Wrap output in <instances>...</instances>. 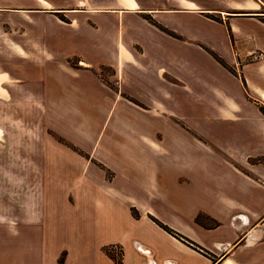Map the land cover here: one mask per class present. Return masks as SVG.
<instances>
[{"label": "crops", "instance_id": "crops-1", "mask_svg": "<svg viewBox=\"0 0 264 264\" xmlns=\"http://www.w3.org/2000/svg\"><path fill=\"white\" fill-rule=\"evenodd\" d=\"M219 1L0 0V264H264V0Z\"/></svg>", "mask_w": 264, "mask_h": 264}, {"label": "rangeland", "instance_id": "rangeland-1", "mask_svg": "<svg viewBox=\"0 0 264 264\" xmlns=\"http://www.w3.org/2000/svg\"><path fill=\"white\" fill-rule=\"evenodd\" d=\"M216 2H217V5L220 6V1L216 0ZM228 12H250V11L249 10L248 11L228 10ZM60 17H61L60 18L61 20L66 19L63 16H60ZM12 25L14 27L17 25V17H15V16L14 17H12V16H10V17L9 16H7V17L0 16V28L8 29ZM72 62H74V60H72ZM102 73H103V77H105L107 75L106 70H103ZM4 108H6L5 105H4ZM5 113L8 116L9 113L7 114V111ZM0 119H1V117H0ZM2 121H3L6 129L9 130V132H5L4 137H2V132L0 131V138L5 140V141L8 139L12 141L10 146H9L8 153H9V155L13 154L16 156L17 146L20 145V143H22L26 140H29V141L33 140V133L31 131H29L33 128L32 124H26L25 127H26L27 131L25 132V130H24V132H23V129L25 127L23 128L22 126H20V124L14 122V121L13 122L12 121L7 122L6 118ZM0 125H2L1 122H0ZM53 136L58 141H62V142L65 141L62 137H59L56 134H53ZM5 147H6V144H5ZM0 153H1V147H0ZM18 168H19V172L25 173L23 176V179L22 178L18 179V176L16 175V171ZM8 169H9V172H8V181H6L7 184H3V187H2V182L0 180V188L2 187L3 189H5V192L4 191L0 192V198L2 199V197H3V199H5L8 196L9 199L7 201L12 200L11 202L15 205L18 192H21V194H22V192H24V193L25 192H31V191H29V189L33 188V183H32L31 177L30 178L28 177V175H30L32 173V165H28V164L24 165V166L9 165ZM21 170H23V171H21ZM28 172L30 174H28ZM106 175L108 176V175H110V173L109 174L106 173ZM1 176L2 175L0 173V178L5 180V176L4 175L2 177ZM28 178L30 179V181L28 180ZM12 197H13V199L10 200V198H12ZM12 214L13 213H12L11 209H9V208L4 209V215H3L4 219H14L12 217ZM137 214H138V212H137ZM109 249L112 252H115L116 254H118V257L120 256L121 250L118 246L109 247Z\"/></svg>", "mask_w": 264, "mask_h": 264}, {"label": "trees", "instance_id": "trees-1", "mask_svg": "<svg viewBox=\"0 0 264 264\" xmlns=\"http://www.w3.org/2000/svg\"><path fill=\"white\" fill-rule=\"evenodd\" d=\"M234 13H239V12H234ZM64 20V19H62ZM216 57V56H215ZM217 58V57H216ZM218 60H220L219 58H217ZM262 111L264 112V108H262ZM132 214L134 217H138V214L136 212V210L132 209ZM153 220L160 226L162 227L164 230H166L168 233L177 236L176 232L173 231L172 229H170L169 227H167L166 225H163L162 223H160L159 221L155 220L153 218ZM196 221H199V217L196 219ZM121 250V249H120ZM105 253L116 263V264H122V252L120 251V256L118 257V254H116L115 252H112L109 248H105L104 249ZM63 261V256H61L58 260V264H62Z\"/></svg>", "mask_w": 264, "mask_h": 264}, {"label": "built area", "instance_id": "built-area-1", "mask_svg": "<svg viewBox=\"0 0 264 264\" xmlns=\"http://www.w3.org/2000/svg\"><path fill=\"white\" fill-rule=\"evenodd\" d=\"M250 61H259L264 59V52L261 50H254L248 56Z\"/></svg>", "mask_w": 264, "mask_h": 264}]
</instances>
